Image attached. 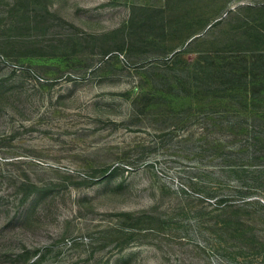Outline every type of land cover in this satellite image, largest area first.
<instances>
[{"label":"rangeland","instance_id":"rangeland-1","mask_svg":"<svg viewBox=\"0 0 264 264\" xmlns=\"http://www.w3.org/2000/svg\"><path fill=\"white\" fill-rule=\"evenodd\" d=\"M0 264H264V0H0Z\"/></svg>","mask_w":264,"mask_h":264}]
</instances>
